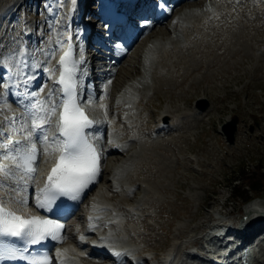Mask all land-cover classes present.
I'll return each mask as SVG.
<instances>
[{
	"label": "bare ground",
	"instance_id": "1",
	"mask_svg": "<svg viewBox=\"0 0 264 264\" xmlns=\"http://www.w3.org/2000/svg\"><path fill=\"white\" fill-rule=\"evenodd\" d=\"M87 1L89 0H65V3L62 1L61 16L57 21H53L54 28L50 36H48L49 33L44 32L40 44H33L32 24L30 25L28 22H24L26 32L23 30L22 34L25 41L20 45L14 39L6 38V33L2 34V37L5 38L0 40V46L2 45L3 48V50L0 49V68L6 67L12 71L10 80L6 81L2 78L8 88L0 89V143L6 144L8 139L19 140L20 137L26 135L27 129L24 131H21V129L24 128L26 122L30 125V113L33 111L32 105L34 103L40 101L46 105H51L60 100L58 98V87L48 92L47 89L43 88L42 91L39 87L40 92L37 95L41 97L45 94L44 97L35 100V96L31 95L33 96L31 98L30 94L32 92L26 93L27 87L30 86L25 83V81L29 82V77L26 80L24 76L28 73L39 76L41 72L45 75L49 72L52 74L58 72L56 69L57 53L64 51L62 43L66 39L64 32L65 19L71 13H74L73 17L76 18V14L80 11L84 16L88 15V10L83 6ZM133 1L136 0H129L126 3L120 1V7L123 8L126 14L135 12V10L140 11L136 7V3L133 4ZM138 2L151 5L150 0H139ZM182 4L183 6L178 8ZM176 9L178 11L171 19L169 18L167 24H164L165 19L160 24L151 27L148 33L143 36L133 31L127 36L132 40L134 39V41L129 47L128 53L117 61L116 71L110 77H113L114 81L116 79L115 75L123 65V59L126 58L131 49H134L138 44H141V46H139V52H136V61L128 64L131 68H128L124 73V81L121 83L123 92H119V96L112 95L111 89H109L108 96L100 98L97 108L94 110L95 116L93 115L98 117V123L95 124L92 130L94 136L101 138L104 130L111 134L112 140L109 144L106 142V136L103 138V146L106 143L103 151L106 152L105 157L110 155L114 157L115 164L108 171L111 179H106L107 177L104 180L102 179L103 181L100 179L96 187L93 190L91 188V192L89 191L85 196L87 200L83 203V206L85 205L86 211L82 213V210L81 212L83 219L87 221L84 227L97 226L96 231L99 234L102 232V237L97 240L98 243L105 245L112 241L123 249H130L136 261L139 259L147 261L146 256H141V253L145 251L141 236L145 230L142 223L144 209L148 207L147 204L152 197V200L159 202L164 201L166 198V194L158 191L148 181L150 180V174L146 173L142 179L138 176L143 166L141 164L154 156L159 164V169L171 170L175 158L165 152L171 151L172 148L168 143L172 141L170 140L171 137L168 138L166 135L171 131L180 132L181 126H193L208 114L207 111L199 110L198 107L188 109L183 108L181 105L178 106V104L173 106L169 102L162 108L160 116H163V118L159 116L157 131L160 130V133L148 137L144 131L148 129L152 132L154 126L151 121L146 122L145 117H143L140 109L143 99L145 96L146 98L156 97L160 99L161 93L171 99L176 96L180 97L186 90L176 89L180 88V84L192 73L195 74L188 81V84L190 86L197 84L201 73H196V71L202 65H205L202 72L212 76L214 74V68L212 67L216 63H219V66L222 67L221 70L229 67L227 63H229L228 58L231 55L240 52L238 58L240 63L245 58L244 56L252 57L254 59L252 65L255 67L261 66L259 62L264 56V35L259 39L263 43L262 45H259L257 39V34L264 24V0H182ZM80 25L86 26V31L90 30L89 25L94 26L93 21L87 25L83 20H81ZM124 25L126 27L133 26L136 29L133 23L129 25L125 21ZM156 26H159V31L151 34L150 31ZM144 36H146V39L143 38ZM20 53H23V55L21 56ZM221 53L225 55L222 60L219 57ZM230 62L235 63V61ZM101 77L102 74H99L96 78L100 80ZM110 78H106L104 81L108 82ZM21 81L25 84L21 85ZM99 86L96 88L97 91ZM13 97L17 98L18 101L12 99ZM149 103L150 101H147V104ZM101 105L105 107L101 108ZM57 116L58 112L53 117V122ZM53 122L52 126H46L43 133L37 134L36 145H40L43 151L41 161H39L38 180L44 179V175L51 168V164L55 163L56 155H58V153L49 155L45 152V149L53 143L55 137L56 129ZM191 129L193 128L190 127ZM44 135L49 137V141L43 140ZM4 153L5 150L0 148V164L11 166V161L3 158ZM119 153L124 156L121 157ZM146 168L149 169V166ZM162 173L165 172L161 171V175ZM108 180H111V183L106 184ZM5 181L10 184L15 183L12 180ZM166 183H164L165 186ZM138 187L142 189V193L135 202L132 204L123 202V199H129ZM163 188H161V191H163ZM114 192L121 196L120 200L113 199ZM188 194L197 199L199 192H189ZM15 196L17 198V194ZM244 207L246 217L242 220V226L247 231L249 227V230H251L252 226L255 225V223L248 225L250 220L259 222L260 219L264 218V199L255 200ZM214 210L217 214H221L218 208ZM219 219L220 221L228 220L224 216L223 218L220 216ZM219 226L218 223L211 225L210 231L204 234L206 250L220 261L219 264H264V236L259 237L260 239L256 242L252 241L247 252L234 247L225 250L221 249L220 246L216 247L215 244L220 237L212 234V231ZM79 235L82 239L87 237L86 232H79ZM98 243L94 246L99 248L101 244ZM183 243L175 240L161 259H157L156 264H194L192 261L187 260L189 258L188 253L180 252V246ZM71 246L76 251L75 253L69 252L66 258L69 255L72 261L79 260L84 264L114 263V261L111 262L113 258L107 262L108 257L107 259H101L100 254H96L95 251L89 252V258L83 260L80 258V253L84 251L82 246L78 243L71 244ZM148 257L156 259L154 253H150Z\"/></svg>",
	"mask_w": 264,
	"mask_h": 264
},
{
	"label": "rangeland",
	"instance_id": "2",
	"mask_svg": "<svg viewBox=\"0 0 264 264\" xmlns=\"http://www.w3.org/2000/svg\"><path fill=\"white\" fill-rule=\"evenodd\" d=\"M62 1L65 3V0H0V34L6 33V38L14 39L19 45L23 43L25 40L22 33L25 29L22 22L25 11L31 18L28 21L30 25L32 24L31 29L33 27L35 29L34 34L32 33V39L37 40L39 44L42 43L44 32L49 33L48 36L51 35L54 28L53 21H57L56 13L62 12ZM95 1H88L90 3L87 7L88 16L86 20L98 13ZM18 5V13L15 12L12 17L6 19L10 11ZM182 6L183 4L178 8ZM52 13L54 14L50 15ZM174 15L175 13L171 17ZM96 18L99 19L93 15L91 20L94 25ZM170 19L166 20L164 24H167ZM158 29L159 26L153 28L150 33L155 34L159 31ZM263 33L264 24L257 34L259 45L263 44L259 41L263 37ZM38 36H40L39 40L35 39ZM146 36L143 38L146 39ZM139 46L141 44L131 49L130 53L123 59V65L115 75L116 79L113 82L114 91L124 81L125 71L131 68L128 64L136 61V52H139ZM0 49L3 50L2 45ZM239 55L240 52L231 55L228 58L229 63H227L229 67L224 70H221L222 67L216 63L212 67L214 68L212 76L202 72L205 69V65H202L196 71V73H201L197 84L191 86L188 84V81L195 74L192 73L180 84V88L176 89L186 90L180 97L176 96L171 99L161 93L160 99L156 97L146 98L145 96V98L143 97L144 101H141L140 109L143 117H145L146 122L151 121L154 126L152 132L148 129L144 131L148 137L160 133V130L157 131V123L162 108L167 103L170 102L173 106L178 104V106L181 105L188 109L199 108V101L203 99L208 100L209 103L206 109L199 108V110L207 111L208 114L198 120L197 124L193 125L194 127L181 126L180 132L171 131V134L166 135L168 138L171 137L170 140L172 141L168 143L172 148L171 151L165 152L175 158L171 170L159 169V164L154 156L141 164L143 166L138 176L142 179L146 173L150 174L148 181L158 191L166 194L165 200L160 202L152 200V197L147 204L148 207L144 209L142 223L145 230L141 235L142 243L145 246L144 255L156 253L159 260L175 240H179L180 243L184 242L180 246L182 253L188 250L193 239L199 247L203 243V238L199 237L210 229L208 226L222 221L238 222L246 216L244 206L255 200L264 199V56L259 62L261 66L255 67L252 65L254 62L252 57L244 56L245 58L240 63L238 61ZM224 56V53L219 55L221 60L225 58ZM230 61H235V63ZM114 91L112 95L115 94ZM147 101L150 103L147 104ZM114 110L116 111V108ZM228 115H233V117L237 115L242 121L236 133L234 144H229L221 131V126ZM161 117L163 118V116ZM190 127L193 129L190 130ZM251 127H253L252 130ZM120 156L123 157L124 155L121 153ZM113 162L114 157L111 155L105 160L103 180L106 177V179H111L108 171L115 164ZM147 166L149 169L146 168ZM242 169L245 173H242ZM161 171L165 173L161 175ZM254 180L259 182L257 188H253L251 185ZM109 183L111 180H108L106 184ZM164 183L167 185L165 186ZM233 184L241 185L246 191V194L244 193L246 196L234 195ZM189 192H199L198 198H193L188 194ZM141 193L142 189L138 187L132 196L129 199H123V202L132 204ZM120 198L121 196L114 192L113 199L120 200ZM84 207L85 205L82 209ZM216 208L220 210L221 214L216 213L214 210ZM81 211L75 213L71 220L67 234L72 239L74 235L72 232L78 228L81 229L80 225L83 221ZM83 212H85V208ZM225 212L226 214H224ZM222 215L228 220L220 221L219 217L223 218ZM253 221L251 220L252 224L258 222ZM91 236L96 237L95 234L90 235V238ZM84 247L87 248L88 243Z\"/></svg>",
	"mask_w": 264,
	"mask_h": 264
},
{
	"label": "snow or ice",
	"instance_id": "3",
	"mask_svg": "<svg viewBox=\"0 0 264 264\" xmlns=\"http://www.w3.org/2000/svg\"><path fill=\"white\" fill-rule=\"evenodd\" d=\"M82 63V59L72 58L70 50L65 51L59 58V78L55 81L60 86L59 92L62 94L60 100L51 105L40 101L34 103L33 111L30 113L31 123L29 125L26 122L21 129V131L27 129L23 141L8 139L6 144L0 143V148L5 150L3 158L11 161V166L0 164V187L5 186L4 180L14 181L17 185L14 191L18 197L8 203L0 199V238H15L25 246L40 245L47 240L62 243L64 240V224L58 220L40 215L20 214V208L27 207L28 204L23 193L27 192V185L35 179L37 171V134L43 133L46 126H52L57 109L59 116L55 121V129L60 139L54 137L53 143L45 152L49 155L54 153L58 155L43 187L38 189L36 208L51 210L61 197L79 200L100 175L101 154L97 143H94L99 137L87 131L98 121L89 117L77 99V72L78 65ZM104 107L101 105V108ZM43 140L49 141V137L44 135ZM9 203H14L18 207H9ZM28 251V247L18 248L0 239V260L19 259L26 264H52L47 252L26 256L24 253ZM63 252L57 250V255L61 256L62 260Z\"/></svg>",
	"mask_w": 264,
	"mask_h": 264
},
{
	"label": "water",
	"instance_id": "4",
	"mask_svg": "<svg viewBox=\"0 0 264 264\" xmlns=\"http://www.w3.org/2000/svg\"><path fill=\"white\" fill-rule=\"evenodd\" d=\"M208 100L203 99L199 101V108L200 109H206L208 106ZM237 123H238V117H234L231 120H228L223 123L222 125V131L225 135V138L228 143L233 144L235 142V133L237 130ZM253 127H251L252 129Z\"/></svg>",
	"mask_w": 264,
	"mask_h": 264
},
{
	"label": "trees",
	"instance_id": "5",
	"mask_svg": "<svg viewBox=\"0 0 264 264\" xmlns=\"http://www.w3.org/2000/svg\"><path fill=\"white\" fill-rule=\"evenodd\" d=\"M242 173H245L244 169H242ZM233 185H234V191H235L234 192V195H243V196H246L245 195L246 194V191L244 190V188L241 185H238V184H233ZM251 185H252L253 188H257L258 185H259V182L257 180H254V181L251 182Z\"/></svg>",
	"mask_w": 264,
	"mask_h": 264
}]
</instances>
